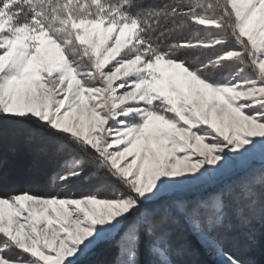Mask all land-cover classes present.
<instances>
[{"label": "snow or ice", "instance_id": "obj_1", "mask_svg": "<svg viewBox=\"0 0 264 264\" xmlns=\"http://www.w3.org/2000/svg\"><path fill=\"white\" fill-rule=\"evenodd\" d=\"M6 145L47 190L2 186ZM258 251L264 0H0V264Z\"/></svg>", "mask_w": 264, "mask_h": 264}, {"label": "trees", "instance_id": "obj_2", "mask_svg": "<svg viewBox=\"0 0 264 264\" xmlns=\"http://www.w3.org/2000/svg\"><path fill=\"white\" fill-rule=\"evenodd\" d=\"M6 166L4 169V188L24 190L28 188L47 190L49 170L57 163L50 154H41L38 158L23 145L5 146ZM107 256L104 249L99 250L96 260H103ZM205 264H211L210 258H200ZM256 259L264 264V251L256 253Z\"/></svg>", "mask_w": 264, "mask_h": 264}]
</instances>
